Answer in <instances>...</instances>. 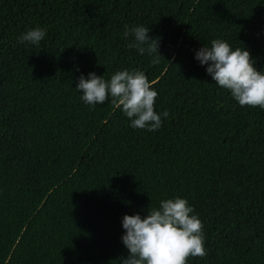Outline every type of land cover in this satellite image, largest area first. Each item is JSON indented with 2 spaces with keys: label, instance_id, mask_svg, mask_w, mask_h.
<instances>
[{
  "label": "trees",
  "instance_id": "1",
  "mask_svg": "<svg viewBox=\"0 0 264 264\" xmlns=\"http://www.w3.org/2000/svg\"><path fill=\"white\" fill-rule=\"evenodd\" d=\"M126 25L160 56L128 48ZM34 27L38 44L17 42ZM213 39L264 70V0H0V264H118L121 217L176 196L202 222L206 254L187 264H264V110L194 59ZM123 69L168 111L155 132L74 90Z\"/></svg>",
  "mask_w": 264,
  "mask_h": 264
},
{
  "label": "clouds",
  "instance_id": "2",
  "mask_svg": "<svg viewBox=\"0 0 264 264\" xmlns=\"http://www.w3.org/2000/svg\"><path fill=\"white\" fill-rule=\"evenodd\" d=\"M143 25L125 26L122 38L127 47L139 54L158 53V38L148 35ZM46 35L43 28L34 27L17 37L21 44H38ZM194 59L212 81L226 89L241 107H259L264 110V70H257L250 52L245 47L233 48L227 41L213 39L194 52ZM156 63L158 60L153 59ZM77 71L79 69L77 68ZM74 90L85 105L94 107L106 100L128 118L129 127L155 132L162 125L167 110H154L157 91L150 86L139 70H117L106 80L95 72L81 73ZM123 232L120 237L126 255L118 264H187L188 257L204 256L202 222L192 206L183 197L161 199L157 207L121 217Z\"/></svg>",
  "mask_w": 264,
  "mask_h": 264
}]
</instances>
